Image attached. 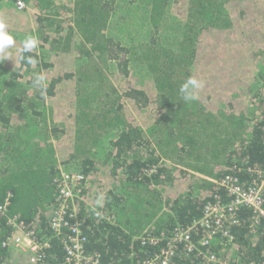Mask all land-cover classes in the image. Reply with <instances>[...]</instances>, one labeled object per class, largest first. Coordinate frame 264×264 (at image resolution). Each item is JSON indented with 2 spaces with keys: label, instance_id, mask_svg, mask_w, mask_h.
Returning a JSON list of instances; mask_svg holds the SVG:
<instances>
[{
  "label": "trees",
  "instance_id": "16d2710c",
  "mask_svg": "<svg viewBox=\"0 0 264 264\" xmlns=\"http://www.w3.org/2000/svg\"><path fill=\"white\" fill-rule=\"evenodd\" d=\"M27 2L31 9L19 10L0 0L16 40L11 58L0 59V205L9 197L0 264H27L2 244L14 216L50 240V263L64 260L51 223L60 168L89 180L78 214L103 264L159 256L170 238L145 244L144 235L191 227L209 201L230 198L219 184L225 175L248 180L240 168H264V0ZM28 35L38 47L22 53ZM41 74L43 94L33 86ZM193 76L205 87L185 102L180 87ZM250 214L238 211L232 240L219 234L200 249L264 264V224L253 231ZM191 229L196 241L202 231ZM176 253L170 264H211L181 243Z\"/></svg>",
  "mask_w": 264,
  "mask_h": 264
},
{
  "label": "built area",
  "instance_id": "2783aa9c",
  "mask_svg": "<svg viewBox=\"0 0 264 264\" xmlns=\"http://www.w3.org/2000/svg\"><path fill=\"white\" fill-rule=\"evenodd\" d=\"M19 10H30L27 0H16ZM35 11V9L33 10ZM241 170L248 171V180H242L236 173H228L219 182L230 197L222 201L219 196L216 200L209 201L203 210L202 216L193 221L191 227L178 226L174 230V238L167 237L162 232L160 237L144 235L143 243H157L159 239L169 240V245L162 249L159 256L147 259L139 264H170L176 249L181 243L186 253H196L211 264H233L230 260L222 258L216 252H204L200 247L209 246L219 238V234L232 240L231 226L239 222L238 211L241 208L251 210L250 221L253 231L258 225L264 224V168L245 167ZM57 187V204L51 217L52 229L63 244L66 253L64 260L59 264H103L99 253H91L87 249L88 238L84 232L78 214L77 198L80 187L88 185L89 180L79 171H67L60 168V173L55 179ZM9 198V197H8ZM0 205V213L4 214L9 205V199ZM98 213V214H97ZM96 215H100L97 210ZM11 228L10 235L3 241V246L21 254L27 255V264H52L48 261V248L50 240L41 241L36 236L30 225L17 217L8 219ZM202 231L201 237L193 239L192 229Z\"/></svg>",
  "mask_w": 264,
  "mask_h": 264
},
{
  "label": "clouds",
  "instance_id": "9594fccd",
  "mask_svg": "<svg viewBox=\"0 0 264 264\" xmlns=\"http://www.w3.org/2000/svg\"><path fill=\"white\" fill-rule=\"evenodd\" d=\"M16 43L15 36L8 30L7 22L4 18L0 17V59H10L8 51ZM38 38L34 35H28L22 42V53H31L38 47ZM21 59L25 60L28 64L35 63L32 56L21 55ZM33 86L46 91L47 85L45 77L37 75L33 81ZM205 87V81L197 79L196 77H189L180 87V93L185 102L195 101L199 99V91ZM103 200V194L97 199V204L100 205ZM98 214V213H97Z\"/></svg>",
  "mask_w": 264,
  "mask_h": 264
},
{
  "label": "rangeland",
  "instance_id": "374dc122",
  "mask_svg": "<svg viewBox=\"0 0 264 264\" xmlns=\"http://www.w3.org/2000/svg\"><path fill=\"white\" fill-rule=\"evenodd\" d=\"M10 5L12 6L13 4L12 3H10ZM140 19H142V17H140ZM141 22H142V20H141ZM137 23H139V20L137 19ZM139 27V26H138ZM126 27H124V29H125ZM120 30V28L119 29H117V32H115V35H118L119 33H118V31ZM113 33H114V31H113ZM138 35V38H140V37H142L141 36V34L140 33H138L137 34ZM44 55H45V57L47 56V53H45L44 52ZM133 68V76H135V77H139V78H141V79H144L145 77H146V72L144 71V70H141L139 67H137V66H135V67H132ZM23 255H25V254H23Z\"/></svg>",
  "mask_w": 264,
  "mask_h": 264
}]
</instances>
